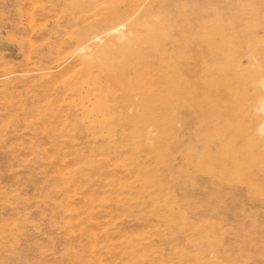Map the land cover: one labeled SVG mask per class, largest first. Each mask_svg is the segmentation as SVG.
Here are the masks:
<instances>
[{
    "label": "rangeland",
    "instance_id": "obj_1",
    "mask_svg": "<svg viewBox=\"0 0 264 264\" xmlns=\"http://www.w3.org/2000/svg\"><path fill=\"white\" fill-rule=\"evenodd\" d=\"M263 78L264 0H0V264H264Z\"/></svg>",
    "mask_w": 264,
    "mask_h": 264
},
{
    "label": "bare ground",
    "instance_id": "obj_2",
    "mask_svg": "<svg viewBox=\"0 0 264 264\" xmlns=\"http://www.w3.org/2000/svg\"><path fill=\"white\" fill-rule=\"evenodd\" d=\"M115 30H116V29H115ZM80 49H81V48H80ZM263 79H264V78H263ZM262 81H263V80H262ZM261 83H263V82H261ZM262 87H263V86H262ZM262 98H264L263 94H262ZM259 100H260V99H259ZM261 102H262V101L260 100V104H261ZM263 104H264V101H263ZM263 104H262V105H263ZM261 108H262V107H260V109H261ZM256 109H257V108H256ZM262 110H264V108H263ZM262 110H260L259 112H261ZM262 112H264V111H262ZM262 121H263V120H262ZM263 122H264V121H263ZM263 122H262V123H263ZM258 126H259V125H258ZM261 126L263 127V125H261ZM262 127H261L260 129H263V132H264V128H262ZM258 129H259V128H258ZM258 131H260V130H258ZM261 131H262V130H261ZM263 132H262V133H263ZM146 133H147V132H146Z\"/></svg>",
    "mask_w": 264,
    "mask_h": 264
}]
</instances>
